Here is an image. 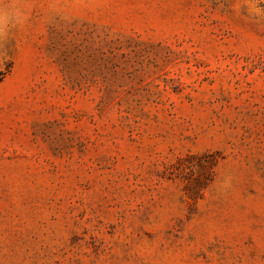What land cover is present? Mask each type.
Listing matches in <instances>:
<instances>
[{
    "label": "rangeland",
    "instance_id": "374dc122",
    "mask_svg": "<svg viewBox=\"0 0 264 264\" xmlns=\"http://www.w3.org/2000/svg\"><path fill=\"white\" fill-rule=\"evenodd\" d=\"M0 264H264V0H0Z\"/></svg>",
    "mask_w": 264,
    "mask_h": 264
}]
</instances>
